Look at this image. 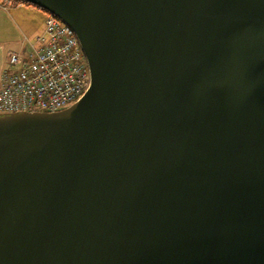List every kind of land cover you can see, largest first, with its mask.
<instances>
[{
  "label": "water",
  "instance_id": "obj_1",
  "mask_svg": "<svg viewBox=\"0 0 264 264\" xmlns=\"http://www.w3.org/2000/svg\"><path fill=\"white\" fill-rule=\"evenodd\" d=\"M90 86L0 115V264H264V0H20Z\"/></svg>",
  "mask_w": 264,
  "mask_h": 264
},
{
  "label": "built area",
  "instance_id": "obj_2",
  "mask_svg": "<svg viewBox=\"0 0 264 264\" xmlns=\"http://www.w3.org/2000/svg\"><path fill=\"white\" fill-rule=\"evenodd\" d=\"M0 74V115L57 112L90 86L86 56L73 29L47 13L45 30L27 50L7 53Z\"/></svg>",
  "mask_w": 264,
  "mask_h": 264
},
{
  "label": "crops",
  "instance_id": "obj_3",
  "mask_svg": "<svg viewBox=\"0 0 264 264\" xmlns=\"http://www.w3.org/2000/svg\"><path fill=\"white\" fill-rule=\"evenodd\" d=\"M47 13L27 4H0V74L7 64V53L27 50L45 30Z\"/></svg>",
  "mask_w": 264,
  "mask_h": 264
},
{
  "label": "trees",
  "instance_id": "obj_4",
  "mask_svg": "<svg viewBox=\"0 0 264 264\" xmlns=\"http://www.w3.org/2000/svg\"><path fill=\"white\" fill-rule=\"evenodd\" d=\"M8 3H12V4H19V3H22V4H27V5H31V4H28L26 2H22L20 0H0V4L1 5H5V4H8ZM34 6V5H33ZM34 7H37V6H34ZM39 8V7H37ZM40 9V8H39Z\"/></svg>",
  "mask_w": 264,
  "mask_h": 264
},
{
  "label": "rangeland",
  "instance_id": "obj_5",
  "mask_svg": "<svg viewBox=\"0 0 264 264\" xmlns=\"http://www.w3.org/2000/svg\"><path fill=\"white\" fill-rule=\"evenodd\" d=\"M5 66H7V64Z\"/></svg>",
  "mask_w": 264,
  "mask_h": 264
}]
</instances>
